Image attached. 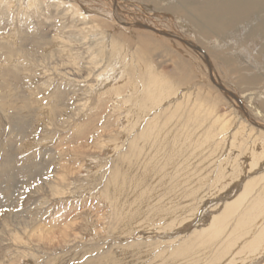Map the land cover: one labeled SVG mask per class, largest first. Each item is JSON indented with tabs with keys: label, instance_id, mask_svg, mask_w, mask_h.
<instances>
[{
	"label": "rangeland",
	"instance_id": "1",
	"mask_svg": "<svg viewBox=\"0 0 264 264\" xmlns=\"http://www.w3.org/2000/svg\"><path fill=\"white\" fill-rule=\"evenodd\" d=\"M57 1L36 0L29 8L26 0L0 2V264H157L190 245L182 254V264H218L215 257L226 254L227 264H264V244L253 253L248 249L251 239L264 235V215L257 213L259 220L252 210L254 201L264 199V130L257 129H264V122L245 105L246 97L241 104L233 100L232 96L250 89L212 60L209 49L218 38L195 36L182 16L175 14L170 32L160 29V24L149 20V2L129 0L141 6L135 12L143 23L175 37H169L168 44L180 57L175 59L162 49L154 50L156 46L150 53L142 51L136 36L129 37V31L108 16L110 12L97 0ZM237 26L229 31L233 39L229 47L243 52V71L258 77L257 86L262 88L264 54H259L255 38H244L242 25ZM229 52L227 48L224 54ZM182 57L195 74L186 82L180 81L175 68ZM233 64L237 66L234 60ZM149 66L160 81L172 86V95H165L159 107L151 109L149 96L141 92L147 89L145 68ZM162 86L153 85L157 91ZM260 105L258 101L255 107ZM244 126L246 135L238 131ZM218 127L226 129L220 132ZM248 130H253L251 135ZM220 171L226 174L223 178ZM168 175L173 178L165 182ZM252 181L256 186L236 215L227 219L226 234L210 246H201L197 235ZM174 185L179 188L173 190ZM139 186L143 198L140 194L130 200ZM144 196H150V201ZM167 203L185 206L180 216L170 218L175 220L171 225L161 214ZM114 204L130 213L140 212L141 220L148 215L156 223V216L160 217L163 230L124 223ZM246 211L255 220L249 219L250 226L243 229L250 235L237 239L235 229Z\"/></svg>",
	"mask_w": 264,
	"mask_h": 264
},
{
	"label": "bare ground",
	"instance_id": "2",
	"mask_svg": "<svg viewBox=\"0 0 264 264\" xmlns=\"http://www.w3.org/2000/svg\"><path fill=\"white\" fill-rule=\"evenodd\" d=\"M9 1V0H8ZM11 1V0H10ZM28 0H26L27 2ZM42 1V0H41ZM72 1V0H71ZM78 1V0H77ZM86 1V0H85ZM90 1V0H89ZM135 1V0H134ZM137 2L138 1H141V2H149V17H152V18H149V20H152V22H154L156 25L157 23L160 24L158 27H160V29H163V30H167L168 26L170 25L171 27V24L170 22H173V16L174 14L175 15H180L182 16L181 18H183V20H185V22L190 25L192 27L193 30H191L192 32L194 31L195 32V36L199 37V38H208L210 36H216L218 39H216V41H214V43H211L212 47L211 49H209L212 54H210V56L213 58H211L212 60L218 62L219 66L225 71L227 72L229 70V72L231 74H235L238 76V79H237V83H242L244 85H246V87H248L250 90H248L249 92L246 93V92H243L242 94H239L238 97H235V96H232L229 93H226V94H229V96L231 95L233 100L236 102H239L240 104L243 103L245 100L244 98L246 97L247 99V103L245 101V105H247V107H250L252 112L254 113V116L255 118H257L258 120L262 121V123L264 122V98L263 95H264V83H263V86L262 88L260 86H257L258 83H259V79L258 77L256 78V76H253L252 74H246V72H244L243 70V62H241L240 60V57H241V54H243L242 51H235L233 48H230L229 45L231 43H233V39H232V36L229 35V31L231 29H234L235 26L237 25H242V27H240L241 31H243V35H244V38H249V39H253L255 38V42H258L259 43V54H264V0H175L173 2H169V0H136ZM0 2H6L7 3V0H0ZM13 2V1H12ZM23 2V1H21ZM75 2V1H74ZM80 2V1H79ZM97 2H100L103 6H104V10L106 11V13L110 12L108 14L109 15H112L114 17V20L121 26L123 27V29L126 31L128 30L129 32H127V34H129V37L131 36L132 37H135L136 36V43L140 46L141 50L142 51H147L149 49V53H150V50L152 47H155V49H162L163 52L166 54V55H172V58H175L177 59L179 57V55L175 52V51H172L170 49V47L168 46L169 42L171 41L170 38H175L172 34H169L170 32V29L168 28L169 32L167 33L166 31H156L155 29H152L150 26H147V24L143 23L142 21V18L139 17L140 15H138L135 11L136 8L138 9H142L141 6L137 5L136 3L134 2H131L129 0H97ZM140 2V3H141ZM5 3V4H6ZM25 3V2H24ZM42 3V2H41ZM56 3V2H55ZM57 3H60V4H63V2L61 1H57ZM71 3V2H70ZM28 5H25L29 7L31 6H34L36 3V0H29L27 2ZM43 4V3H42ZM48 4V3H47ZM65 4V3H64ZM67 4V2H66ZM77 4V3H76ZM99 4V3H98ZM58 5V4H57ZM74 6H77L73 3ZM79 5V3H78ZM82 5V3H81ZM24 6V5H23ZM102 6V7H103ZM78 7V6H77ZM33 8V7H32ZM69 10H71L72 8L75 9V7L73 6H69L68 7ZM67 8V9H68ZM79 9V8H78ZM75 10V12H77V10ZM89 9V8H88ZM156 10V11H155ZM79 11V10H78ZM144 11V10H142ZM70 12V11H69ZM74 12V13H75ZM140 12V11H138ZM81 13V12H80ZM78 13V14H80ZM101 13V12H100ZM105 13V14H106ZM97 14V13H95ZM103 14V13H102ZM148 14V13H147ZM83 15V14H82ZM81 15V16H82ZM73 16V15H72ZM75 16H78V15H75ZM135 16H137L136 18H138L139 20H134ZM84 17V16H83ZM104 17V16H103ZM105 18H106V15H105ZM85 19V18H84ZM83 19V21H84ZM148 21V20H147ZM109 22V21H108ZM175 22V21H174ZM102 23V22H101ZM151 24V23H149ZM174 24H177V23H174ZM105 25V24H104ZM154 27V26H152ZM239 27V26H237ZM174 28V27H173ZM171 28V29H173ZM132 29V30H130ZM159 29V30H160ZM121 30V29H120ZM239 31V30H238ZM174 32V31H173ZM189 32V31H188ZM156 33V34H155ZM120 34V33H119ZM237 34V33H236ZM240 34V33H239ZM122 35V34H121ZM157 35V36H155ZM176 35V34H175ZM102 36V35H101ZM214 36V37H215ZM238 36V35H237ZM119 37V36H118ZM170 37V38H169ZM222 38V40L220 41L219 38ZM178 39V38H176ZM185 39V37H184ZM197 39V38H196ZM240 39V37H239ZM189 40V39H188ZM210 40V39H209ZM207 41V44L210 43L211 41ZM213 40V39H212ZM228 40V43L226 42ZM241 40V39H240ZM244 40V39H243ZM153 41V42H152ZM251 41V40H250ZM254 41V40H253ZM156 42V43H154ZM174 42V41H173ZM178 42V40H177ZM176 42V43H177ZM185 42V41H184ZM235 42V41H234ZM237 42V40H236ZM246 42V41H245ZM252 42V41H251ZM175 43V44H176ZM187 43V42H186ZM197 43V42H196ZM250 43V42H249ZM182 44V43H181ZM188 44V43H187ZM201 44V43H200ZM236 44V43H235ZM238 44V43H237ZM237 44H236V47H237ZM246 44V43H245ZM244 44V45H245ZM256 44V43H255ZM170 45H171V42H170ZM190 46H192L191 44H189ZM137 46V45H136ZM173 46V45H172ZM185 46V45H184ZM197 46V45H196ZM117 44L114 46L113 45V48L116 49ZM243 46H241L242 48ZM138 48V47H137ZM208 48V47H207ZM230 49V52L229 53H225V50L226 49ZM236 49V48H235ZM175 50V49H174ZM185 50V49H184ZM188 50V49H187ZM185 50V51H187ZM208 50V49H207ZM189 51V50H188ZM197 51V50H196ZM224 51V52H223ZM248 51V50H247ZM127 53V52H126ZM258 53V51H257ZM224 55H227L226 57ZM259 56V55H258ZM168 57V56H167ZM194 59H196L195 56H193ZM232 57V58H231ZM180 58V57H179ZM200 58V56H199ZM206 56H204V60L206 61ZM255 58V57H254ZM184 57H182L180 60H178L177 62H175V68L177 70L176 74L179 75V79L181 82H186V81H189L190 79H193L195 78V74L193 73V70L191 68V65L189 64V62L187 61V59H185ZM209 59V58H208ZM207 59V60H208ZM249 59V58H248ZM247 59V60H248ZM190 60V59H189ZM197 60V59H196ZM233 60L237 63V66H235L233 64ZM254 60V59H253ZM173 61V59H172ZM213 61V63H214ZM238 61V62H237ZM191 62V60H190ZM197 62V61H196ZM199 62V61H198ZM201 62V61H200ZM252 62V61H251ZM250 62V63H251ZM193 63V62H192ZM211 63V62H210ZM209 63V64H210ZM247 63V62H246ZM261 63V62H260ZM195 64V63H194ZM198 64V63H196ZM217 64V65H218ZM252 64V63H251ZM254 64V63H253ZM259 64V62H258ZM199 65V64H198ZM216 66V65H215ZM249 66V65H248ZM144 67V66H143ZM211 67V66H210ZM148 69V73H149V81L148 83L146 84V87H147V91L148 93L146 92L145 88H142L141 92L144 93L143 94H147L149 96V106L152 105L151 108H155V106H158L159 104H161V100L164 98L165 95H172L170 92L172 86L169 84L167 85L166 83L167 82H162L160 81V79L155 76L156 74H154L152 72V69L147 67L145 68V70ZM210 69V68H209ZM219 69V68H218ZM248 70V69H247ZM215 71V70H214ZM243 71V72H242ZM262 72V71H261ZM222 73V72H220ZM258 74V73H257ZM222 75V74H221ZM225 75V74H223ZM233 76V75H232ZM214 77V76H213ZM228 77V76H227ZM215 78V77H214ZM213 78V79H214ZM230 79V78H229ZM218 81H220L219 79H216ZM213 81L216 82L215 86L217 88H220L221 91H224V88L221 87V84L219 85V83H217L218 81ZM232 81V80H231ZM196 82V81H195ZM236 82V80H235ZM261 82V81H260ZM161 84V85H164L162 86L158 91L154 89L153 85L154 84ZM198 83V82H197ZM131 85V84H130ZM140 85V84H139ZM148 85V86H147ZM225 85V84H224ZM238 85V84H237ZM189 86H191L189 84ZM233 86V85H231ZM239 86V85H238ZM236 86V88L238 87ZM143 87V86H142ZM194 87V86H192ZM229 87V85H228ZM125 88V87H124ZM130 88V87H129ZM197 88V87H196ZM216 88V89H217ZM234 88V86H233ZM232 89V88H230ZM258 89H261L260 93L259 92H255L257 91ZM181 90V89H180ZM191 90V89H189ZM198 90V89H197ZM219 90V89H218ZM234 90L236 91V89H233V92ZM245 90V89H244ZM127 91V90H126ZM231 91V90H230ZM238 91V90H237ZM131 92V91H130ZM139 92V93H141ZM175 92V91H174ZM185 92V91H184ZM191 92V91H190ZM193 92V91H192ZM198 92V91H197ZM242 92V91H241ZM240 92V93H241ZM122 93V92H121ZM129 93V92H128ZM173 93V92H172ZM181 93V92H179ZM183 93V92H182ZM187 93V92H186ZM223 93V92H222ZM225 93V92H224ZM237 93V92H236ZM137 94V93H136ZM178 94V93H177ZM175 94V95H177ZM225 94V95H226ZM263 94V95H262ZM179 95V94H178ZM183 95V94H182ZM187 95V94H186ZM183 96V98L185 97V99L187 98V96ZM235 95V94H234ZM118 96V95H117ZM174 96V94H173ZM196 96V95H195ZM194 96V97H195ZM237 96V95H236ZM180 98V97H179ZM228 98V97H227ZM231 98V97H230ZM231 98V99H232ZM239 98V99H238ZM166 99V98H165ZM184 99V100H185ZM230 99V101H231ZM168 100V99H167ZM166 100V102H167ZM175 100V99H174ZM189 100V99H188ZM190 100H191V96H190ZM232 100V102H234ZM172 101V100H171ZM180 101H181V98H180ZM228 101V100H227ZM258 101H260V106H257L255 107V104L257 103ZM174 102V101H173ZM185 102V101H184ZM234 102V103H235ZM191 103V102H190ZM192 103H193V100H192ZM202 103V102H201ZM229 103V102H228ZM255 103V104H254ZM166 104V103H165ZM168 104V103H167ZM170 104V103H169ZM168 104V105H169ZM189 104V103H188ZM173 105V103L171 104ZM185 105V104H184ZM183 105V106H184ZM197 105V104H196ZM195 105V106H196ZM233 105V104H232ZM243 107L245 106L244 104H242ZM165 106V105H163ZM167 106V105H166ZM159 107V106H158ZM157 107V108H158ZM161 107V106H160ZM192 108V106H190ZM242 107V106H241ZM173 108V107H172ZM181 108V107H180ZM201 108V107H200ZM171 109V108H170ZM174 109V108H173ZM158 110V109H157ZM197 110V109H196ZM251 110L250 113H251ZM153 111V110H152ZM155 112V111H154ZM152 112H149V114H151ZM187 113V112H186ZM195 113V112H193ZM200 113V112H199ZM208 111H207V115H208ZM188 114V113H187ZM197 114V113H196ZM147 116V115H146ZM144 118V117H143ZM197 118V117H196ZM239 118V117H238ZM146 119V117H145ZM244 119V118H243ZM252 119V118H251ZM236 120V119H234ZM240 120V119H239ZM142 121V120H141ZM154 121V120H153ZM193 121V120H192ZM220 121V120H219ZM217 121V122H219ZM226 121V120H225ZM237 121V120H236ZM259 121V122H260ZM254 122V121H253ZM200 123V122H199ZM227 123V122H225ZM224 123V124H225ZM239 123V122H238ZM244 123V122H243ZM242 123V124H243ZM128 125V124H127ZM221 125V124H220ZM238 125V124H237ZM222 126V125H221ZM250 126V125H249ZM256 127H258L256 124L254 125ZM225 127V126H224ZM236 127V126H235ZM153 128V127H152ZM219 128V127H218ZM247 128V127H246ZM246 128L245 126L242 128L240 127L238 131H240V133L243 135H246ZM145 129V128H144ZM220 129V130H219ZM218 130L220 132H224V130L226 129H221L219 128ZM236 129V128H235ZM259 131H262L264 130L263 128H257ZM152 130V129H151ZM158 130V129H157ZM160 130V129H159ZM135 131V130H134ZM148 131V130H147ZM184 131V130H183ZM252 131L253 130H248L247 132V135H251L252 134ZM256 132V135H261V132L259 133ZM159 132V131H158ZM214 132V131H213ZM218 132V131H217ZM236 132V131H235ZM264 132V131H263ZM153 133V132H152ZM208 134L211 135V133L209 132ZM213 134V133H212ZM142 135V134H141ZM156 135V134H155ZM232 135V134H231ZM237 135V134H236ZM235 135V136H236ZM189 136V135H188ZM187 136V137H188ZM146 137V136H145ZM220 137H224L223 135H221ZM257 137V136H255ZM260 137V136H259ZM258 137V139H259ZM163 138V137H162ZM192 138H193V135H192ZM138 139V138H137ZM141 139V138H140ZM149 139V138H148ZM159 139V138H158ZM256 139V138H255ZM157 140V139H156ZM204 140V139H203ZM200 141V140H199ZM243 141V140H242ZM152 142V141H151ZM220 142V141H219ZM227 142V141H226ZM225 142V144H226ZM237 142V141H236ZM240 142V140H239ZM251 142V141H250ZM140 143V142H139ZM144 143V142H143ZM244 143V142H243ZM155 144V143H154ZM158 145V144H157ZM187 145V144H186ZM137 146V145H136ZM177 146V145H176ZM250 146V145H249ZM262 147V146H261ZM158 148V147H157ZM161 148V147H160ZM142 149V148H141ZM149 149V148H148ZM156 149V147H155ZM163 149V147H162ZM160 150V149H159ZM231 150V149H230ZM252 150V149H251ZM264 150V149H263ZM263 150H260L263 151ZM142 151V150H141ZM152 151V150H151ZM232 152V151H231ZM259 152V151H258ZM264 152V151H263ZM143 153V152H141ZM140 153V154H141ZM152 153V152H150ZM170 153V152H169ZM248 153V152H247ZM154 154V153H153ZM264 154V153H263ZM179 155V154H178ZM250 155V154H249ZM249 155H248V158H249ZM260 155H262L260 153ZM150 156V155H149ZM234 156V155H233ZM255 157V154L253 155ZM151 157V156H150ZM149 157V158H150ZM228 157V154L227 156ZM231 157V156H230ZM251 157V156H250ZM167 158V157H166ZM235 158V157H234ZM228 159V158H226ZM151 160V159H150ZM172 161H174L175 159H171ZM232 160V159H230ZM237 160V159H236ZM152 161L151 160V164H152ZM168 161V164H171V162L169 163V159L167 160ZM179 161V160H178ZM183 161V160H182ZM187 161V160H185ZM218 161V160H217ZM229 161V160H228ZM235 161V160H234ZM252 161V160H251ZM155 162V160H154ZM180 162V161H179ZM238 163V162H237ZM251 163V162H250ZM264 163V162H263ZM262 163V165H263ZM224 164V163H222ZM221 164V165H222ZM231 164H234L231 162ZM186 165V164H185ZM225 165V164H224ZM228 165V164H227ZM237 166H239L238 164H236ZM253 165V164H252ZM188 166V165H187ZM198 166V164H197ZM247 166V165H246ZM249 166V165H248ZM258 166V165H257ZM256 166V163H255V168L257 167ZM169 167V165L167 166ZM174 167V166H173ZM253 167V166H252ZM264 167V165H263ZM262 167V169H263ZM227 168V166H226ZM240 168V166H239ZM151 169V166L150 168ZM221 169V168H220ZM232 170L230 168H227V170ZM238 169V168H237ZM253 170H255L254 168H252ZM172 170V169H171ZM150 171V170H149ZM178 171V170H177ZM189 171V170H188ZM195 171V170H194ZM252 171V170H251ZM258 171V170H257ZM181 172V171H178V173ZM177 173V174H178ZM183 173V172H181ZM223 173V171H220V175ZM232 173V172H231ZM256 173V172H254ZM258 173V172H257ZM261 173V172H260ZM259 173V174H260ZM163 174V173H162ZM211 174V173H210ZM230 173H228L229 175ZM241 174V173H240ZM249 174V173H248ZM148 175V174H147ZM202 175V174H201ZM226 175V174H224ZM223 175V176H224ZM247 175V173H246ZM256 175V174H254ZM144 176V175H143ZM178 176V175H177ZM222 176V175H221ZM222 176V178H223ZM230 176V175H229ZM234 176V175H233ZM243 176V175H241ZM245 176V175H244ZM243 176V177H244ZM250 177V175H247ZM130 177V176H129ZM236 177V176H235ZM254 177V176H253ZM257 177V176H256ZM261 177V176H259ZM161 178V177H160ZM171 177L170 175L166 176L165 178V182H167L168 180H170ZM210 178V177H209ZM212 178V177H211ZM217 178V176L215 177ZM226 178V177H225ZM178 179V178H177ZM176 179V180H177ZM196 179V178H195ZM234 179V178H233ZM236 179V178H235ZM234 179V180H235ZM249 179V178H248ZM248 179L246 180L245 183H247ZM255 179V177L253 178ZM184 180V179H183ZM221 180V179H220ZM233 180V182H234ZM249 180H252V179H249ZM259 180V178H258ZM182 181V180H181ZM223 181V180H222ZM232 180H230L229 178V182H231ZM237 181V180H236ZM254 181V180H253ZM252 182H249L248 184L245 185V188L243 189L242 193L237 197V199L234 201V202H228L225 204L223 210H222V213L221 214H216L213 216L212 220L209 222V226L207 227V225L204 226L207 227L206 231L202 232L197 235V240L198 242H200V245L201 246H210V244L214 243L215 241V238H220L219 236L221 235H224L226 234L225 232V224L227 223L226 221H229L227 219H229L232 214H235L236 215V212H238L241 207H243L244 203L246 202V200L249 198V196H251L250 194L253 192V188H254V184L256 186V183L254 182V184L252 185ZM164 182V181H163ZM240 182V181H239ZM259 183V181H257ZM228 183V182H227ZM244 183V184H245ZM221 184V183H220ZM229 184V183H228ZM233 184V183H232ZM159 185V184H158ZM165 185H167L165 183ZM175 185H178V181L175 183ZM173 186L172 189L173 190H176L177 188H179L178 186ZM199 185V184H198ZM218 185V184H217ZM168 186V185H167ZM184 186V185H183ZM209 186V185H208ZM221 186V185H220ZM261 186V185H260ZM151 187V186H150ZM149 187V188H150ZM166 187V186H165ZM171 187V186H170ZM216 187V185H215ZM223 187V186H222ZM226 186H224L225 188ZM242 187V186H241ZM141 186L137 187L136 188V192L134 193V195H130V200L133 199V198H136L137 196H140V198H143V192H141ZM155 189V187H153ZM161 188V187H160ZM159 188V189H160ZM209 188V187H208ZM212 188V187H211ZM228 188V187H226ZM256 188V187H255ZM262 188L259 187V189ZM264 188V186H263ZM221 189V188H220ZM223 189V188H222ZM117 190L119 192H122L120 187L117 188ZM172 190V191H173ZM201 190V189H200ZM148 191V189H147ZM171 191V192H172ZM211 191V190H210ZM222 191V190H221ZM150 192V191H149ZM147 192V194L149 193ZM168 192V191H167ZM200 192V191H198ZM215 192V191H213ZM228 192V191H227ZM241 192V191H240ZM184 193V192H183ZM186 193V192H185ZM261 193V192H260ZM264 193V191H263ZM153 194V193H151ZM195 193H193L194 195ZM221 194V193H220ZM259 194V193H258ZM191 195V194H190ZM235 195V194H234ZM254 195V194H253ZM122 196V195H121ZM148 196V195H147ZM145 197L147 198L146 200L150 201V196L149 198L148 197ZM178 196V195H177ZM256 196V195H255ZM261 196V195H260ZM108 197H110V194H108ZM176 197V196H174ZM181 197V196H180ZM214 197V196H213ZM229 197V196H228ZM259 197V196H258ZM264 197V196H263ZM112 199H115V201L117 202V199L114 198V197H110ZM218 198V197H217ZM257 198V197H256ZM255 198V199H256ZM261 198V197H260ZM109 199V198H108ZM176 199V198H175ZM180 199V198H179ZM191 199V198H190ZM196 199V198H194ZM253 199V198H252ZM251 199V201H252ZM259 199V198H258ZM135 200V199H133ZM138 200V199H137ZM121 201V200H120ZM187 201V200H186ZM196 201V200H195ZM179 202V201H177ZM256 203H254V205L252 206V210L256 212V214H254V217H256L259 213V215H261V212L263 213L264 215V199L263 200H259V201H254ZM118 203V202H117ZM174 203V202H173ZM182 203V201H181ZM224 203V202H223ZM251 203V202H250ZM249 203V205H250ZM112 204V203H111ZM150 204V203H149ZM171 203H167V205H165V209H164V212L161 213L163 214V217L167 218V219H170L171 217H178L180 216V209L181 207L184 208L183 206H174L175 208L177 207L178 209H175L174 207H169ZM184 204V202H183ZM188 204V203H187ZM253 204V203H251ZM115 205V204H114ZM219 205V204H218ZM248 205V206H249ZM130 206V205H129ZM128 206V207H129ZM193 206V205H192ZM247 206V207H248ZM161 207V206H160ZM246 207V208H247ZM115 209L117 210V212H119V215H120V218L121 220L124 221V223H127L128 225L130 224H137L136 225V228L140 229V228H148L149 230V226L151 227H155L156 230H163L159 227L163 226V224L161 225L160 222H159V218L158 216L157 217V221L156 223H154L153 221L149 220V216L147 215V217L144 218V220H141L142 219V214L140 212H136V213H130L128 209H126L125 206H121L119 204H116L115 205ZM130 209V208H129ZM131 210V209H130ZM182 210V209H181ZM184 210V209H183ZM182 210V211H183ZM218 210V209H217ZM216 210V211H217ZM245 210V209H244ZM243 210V211H244ZM251 210V208L249 209ZM251 210V211H252ZM156 211V210H155ZM185 211V210H184ZM252 211V212H253ZM152 212V211H151ZM150 212V214H151ZM154 212V211H153ZM152 212V213H153ZM214 212V211H213ZM247 212V211H246ZM245 214L243 213V215H245L246 218L242 217V220L235 224H237V227L235 229V234H234V237L237 238V239H240L241 237H245V235L247 236V231H243L244 227H247V226H250L251 222H249V219L251 220V217L249 215V211ZM253 212V213H254ZM182 213V212H181ZM218 213V212H217ZM220 213V212H219ZM258 213V214H257ZM240 214V213H239ZM248 214V215H246ZM174 215V216H173ZM253 216V215H252ZM234 217V215H233ZM253 217V218H254ZM241 218V217H240ZM239 218V219H240ZM257 219H259V216L256 217ZM261 218V217H260ZM264 218V216H263ZM175 219V218H174ZM209 219V218H208ZM238 219V220H239ZM231 220V219H230ZM237 220V221H238ZM255 219H252L251 221L254 222ZM260 220V219H259ZM258 220V221H259ZM170 225L171 224H174L175 223V220L174 221H171L168 220ZM262 221V220H261ZM179 222V220H178ZM163 223V222H162ZM165 223H168V222H165ZM168 223V224H169ZM262 223H264V221H262ZM167 224V225H168ZM134 225V226H135ZM156 225V226H155ZM200 225V224H199ZM233 225V223H232ZM230 226V225H229ZM264 226V224H263ZM169 227V226H168ZM175 227V226H174ZM233 227V226H232ZM132 228V226L130 227ZM163 228V227H162ZM176 228V227H175ZM199 228V227H198ZM203 228V227H202ZM201 228V229H202ZM228 228V227H227ZM226 228V230H228ZM168 229V228H167ZM246 229V228H245ZM264 229V227H263ZM136 230V229H135ZM133 229V231H135ZM143 230V229H142ZM199 231V230H198ZM232 231V230H231ZM146 232V231H145ZM225 232V233H223ZM264 232V230H263ZM138 233H141V232H138ZM230 234V233H229ZM264 234V233H263ZM141 235V234H140ZM163 235V234H162ZM250 235V234H249ZM229 236V235H228ZM164 237V236H163ZM230 237L229 236V239L230 240ZM223 244V243H222ZM264 244V235L262 237H260V233L257 235V237L255 236L253 239H251L250 243H249V248L251 250V252L253 253L254 251H256L257 249H260V247ZM224 245V244H223ZM231 245V247H233V244L232 242H229V246ZM191 246V245H190ZM190 246L188 247L190 249ZM227 246V245H226ZM264 246V245H263ZM228 247V246H227ZM186 248L185 250L183 249H178V250H175L171 253L170 257L168 258L167 261H163V260H160L157 262V264H182V261L180 260L181 257H182V254L184 252L187 251ZM243 248V247H242ZM240 249V248H239ZM239 251V250H238ZM229 252H231V248L229 247ZM235 252V251H234ZM219 253V252H218ZM251 253V254H252ZM262 253V251H261ZM221 254V253H220ZM246 254V253H245ZM244 254V255H245ZM243 255V256H244ZM253 255V254H252ZM196 256V255H195ZM194 257V256H193ZM217 258L216 262H219L218 264H227L230 257H229V254H226L224 257H222L221 255L219 257H215ZM250 259V258H249ZM177 260V262H176ZM192 260V259H191ZM240 260V259H239ZM193 263V262H192ZM208 264H211V263H208ZM214 264V263H213Z\"/></svg>",
	"mask_w": 264,
	"mask_h": 264
}]
</instances>
